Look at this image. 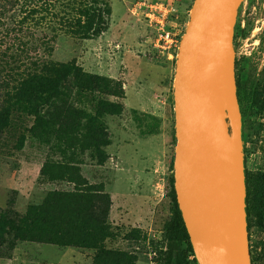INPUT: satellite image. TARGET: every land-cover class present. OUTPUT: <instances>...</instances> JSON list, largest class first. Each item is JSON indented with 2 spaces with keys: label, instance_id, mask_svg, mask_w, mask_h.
Here are the masks:
<instances>
[{
  "label": "rangeland",
  "instance_id": "1",
  "mask_svg": "<svg viewBox=\"0 0 264 264\" xmlns=\"http://www.w3.org/2000/svg\"><path fill=\"white\" fill-rule=\"evenodd\" d=\"M107 1L112 15L100 38L83 41L61 35L45 56L54 63L75 62L87 75L100 77L92 91H77L73 103L91 116L100 107L107 112L102 115L108 141L100 149L103 159L93 148L63 149L53 139L42 143L28 133L33 117L15 114L0 140V209H8L11 203L17 213L24 214L29 206L41 205L52 191L73 192L74 184L50 182L41 176L45 163L71 161L82 179L101 186L109 196L107 224L112 237L104 241V249L125 256L129 264H158L173 205V82L178 51L172 49L168 55L155 47L147 23L131 16V9L142 0ZM150 1L174 2L178 14L172 25L180 30V42L193 0L185 10L180 8L182 0ZM234 50L246 175L262 181L264 0L242 3L234 28ZM22 135L25 142L18 150L15 146ZM248 235L251 264H264L261 206L250 213ZM94 254V250L18 242L1 250L0 264H93Z\"/></svg>",
  "mask_w": 264,
  "mask_h": 264
},
{
  "label": "trees",
  "instance_id": "2",
  "mask_svg": "<svg viewBox=\"0 0 264 264\" xmlns=\"http://www.w3.org/2000/svg\"><path fill=\"white\" fill-rule=\"evenodd\" d=\"M111 15L107 0H0V140L13 115H28L33 117L28 133L42 143L53 139L63 149L93 148L103 159L100 149L108 141L102 115L107 112L100 107L91 116L73 103L77 91H92L100 77L87 75L75 62L54 63L45 56L61 35L83 41L100 38L109 28ZM238 87L237 83L240 102ZM244 136L242 124L243 140ZM24 142L22 135L15 148L22 149ZM246 174L245 169L249 232L250 213L256 206L264 210V177L256 182ZM41 176L50 182L72 183L75 189L52 191L41 205L29 206L24 214L11 203L8 209H0V252L18 242H32L94 250L93 264H129L125 256L104 249L112 234L107 224L111 202L103 188L89 185L71 161L45 163ZM172 199L158 264H191L195 256L174 192Z\"/></svg>",
  "mask_w": 264,
  "mask_h": 264
},
{
  "label": "water",
  "instance_id": "3",
  "mask_svg": "<svg viewBox=\"0 0 264 264\" xmlns=\"http://www.w3.org/2000/svg\"><path fill=\"white\" fill-rule=\"evenodd\" d=\"M245 0H193L173 82L174 193L198 264H251L234 28Z\"/></svg>",
  "mask_w": 264,
  "mask_h": 264
},
{
  "label": "built area",
  "instance_id": "4",
  "mask_svg": "<svg viewBox=\"0 0 264 264\" xmlns=\"http://www.w3.org/2000/svg\"><path fill=\"white\" fill-rule=\"evenodd\" d=\"M130 14L139 21L147 23L154 37V45L170 55L172 49L179 46V28L172 25V19L178 14L174 2H153L142 0L134 5Z\"/></svg>",
  "mask_w": 264,
  "mask_h": 264
},
{
  "label": "crops",
  "instance_id": "5",
  "mask_svg": "<svg viewBox=\"0 0 264 264\" xmlns=\"http://www.w3.org/2000/svg\"><path fill=\"white\" fill-rule=\"evenodd\" d=\"M189 0H182L180 8L181 10H185L187 8V4H188Z\"/></svg>",
  "mask_w": 264,
  "mask_h": 264
},
{
  "label": "flooded vegetation",
  "instance_id": "6",
  "mask_svg": "<svg viewBox=\"0 0 264 264\" xmlns=\"http://www.w3.org/2000/svg\"><path fill=\"white\" fill-rule=\"evenodd\" d=\"M237 85V84H236ZM238 98V97H237ZM240 106V105H239ZM241 111V110H240Z\"/></svg>",
  "mask_w": 264,
  "mask_h": 264
}]
</instances>
